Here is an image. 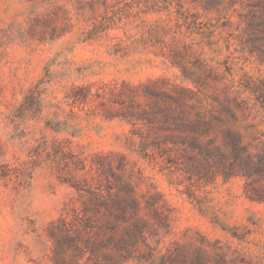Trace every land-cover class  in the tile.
<instances>
[{"label": "rangeland", "instance_id": "obj_1", "mask_svg": "<svg viewBox=\"0 0 264 264\" xmlns=\"http://www.w3.org/2000/svg\"><path fill=\"white\" fill-rule=\"evenodd\" d=\"M0 264H264V0H0Z\"/></svg>", "mask_w": 264, "mask_h": 264}]
</instances>
